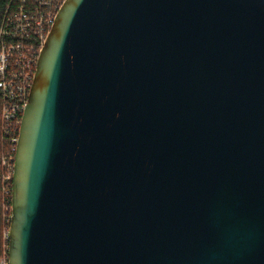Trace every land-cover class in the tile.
Returning a JSON list of instances; mask_svg holds the SVG:
<instances>
[{
  "label": "water",
  "instance_id": "1",
  "mask_svg": "<svg viewBox=\"0 0 264 264\" xmlns=\"http://www.w3.org/2000/svg\"><path fill=\"white\" fill-rule=\"evenodd\" d=\"M12 213L9 264H264V0H67Z\"/></svg>",
  "mask_w": 264,
  "mask_h": 264
},
{
  "label": "built area",
  "instance_id": "2",
  "mask_svg": "<svg viewBox=\"0 0 264 264\" xmlns=\"http://www.w3.org/2000/svg\"><path fill=\"white\" fill-rule=\"evenodd\" d=\"M67 0H16L0 24V264H9L12 191L22 120L40 55Z\"/></svg>",
  "mask_w": 264,
  "mask_h": 264
},
{
  "label": "trees",
  "instance_id": "3",
  "mask_svg": "<svg viewBox=\"0 0 264 264\" xmlns=\"http://www.w3.org/2000/svg\"><path fill=\"white\" fill-rule=\"evenodd\" d=\"M16 0H0V24L4 18V13L10 4L14 5Z\"/></svg>",
  "mask_w": 264,
  "mask_h": 264
},
{
  "label": "rangeland",
  "instance_id": "4",
  "mask_svg": "<svg viewBox=\"0 0 264 264\" xmlns=\"http://www.w3.org/2000/svg\"><path fill=\"white\" fill-rule=\"evenodd\" d=\"M1 239H2V234H1V231H0V250H1V246H2V240Z\"/></svg>",
  "mask_w": 264,
  "mask_h": 264
}]
</instances>
